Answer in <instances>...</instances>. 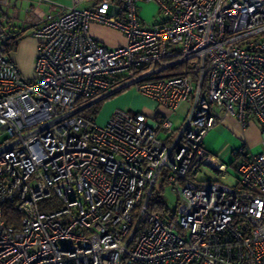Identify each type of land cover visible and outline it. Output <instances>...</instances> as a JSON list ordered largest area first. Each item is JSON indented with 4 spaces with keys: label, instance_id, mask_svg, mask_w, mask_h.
<instances>
[{
    "label": "built area",
    "instance_id": "2783aa9c",
    "mask_svg": "<svg viewBox=\"0 0 264 264\" xmlns=\"http://www.w3.org/2000/svg\"><path fill=\"white\" fill-rule=\"evenodd\" d=\"M21 1L31 79L9 51ZM142 1L159 22L141 0H0V264H264V143L233 152V186L195 179L229 176L204 146L216 126L264 131V0ZM92 24L126 44L105 47ZM125 90L165 112L97 126L90 107ZM164 184L176 209L153 213Z\"/></svg>",
    "mask_w": 264,
    "mask_h": 264
},
{
    "label": "crops",
    "instance_id": "0c3cea01",
    "mask_svg": "<svg viewBox=\"0 0 264 264\" xmlns=\"http://www.w3.org/2000/svg\"><path fill=\"white\" fill-rule=\"evenodd\" d=\"M17 8H19L20 12L18 15V20L15 22V28L19 31L22 30L23 32L22 41H24L25 39L26 40L24 42L21 41L18 44L14 53L11 54V60L15 63L18 70L20 71L21 74L25 76V78L31 79L33 77V65H34V59H35V54H36L37 41L32 35L34 28L31 26V24H28L25 27H23L22 22L24 20H28L30 22L33 16L30 13L29 14L24 13L25 4L23 1H21L18 4ZM45 11H46L45 8L38 9V12L41 13L42 15L45 14ZM154 13H155V6L152 3L144 2L141 0V2L139 3L140 17H142V19H144L145 21L146 20L151 21V22L157 21L156 20L157 17L155 16ZM102 31L108 32L107 34L111 36L104 34ZM89 33L96 41H98L99 43H101L107 48L109 47V49L122 47L126 44V40L123 34L112 28L110 29L109 27L107 28L105 26L100 27L97 24H92L90 27ZM27 35L30 37L25 38ZM112 37H116L118 41H115ZM119 97L116 98L113 102L119 100ZM146 100L149 101L148 99ZM149 102L151 103L153 107L152 112L153 111H159V112L163 111L162 109H158L153 102L151 101ZM115 106L124 107V105H121L119 103H117ZM125 108H127V104ZM127 110H130V109H127ZM226 132L231 133L237 139H239L242 143L243 148H254L255 147L259 149V147L261 146V149L259 151L262 150V143H264V131H262L261 128L257 124L252 123L248 125L247 127L242 128L235 120L227 119L222 124L212 129L206 135L204 139V146L207 149V151L211 153L212 155H215L218 159L220 156L224 155V153H226V151L230 147H232V144L228 143V141H223V143L220 146L218 144V141L222 140V137ZM233 152L234 150H232L231 153L233 154ZM206 181H218V180H206Z\"/></svg>",
    "mask_w": 264,
    "mask_h": 264
},
{
    "label": "rangeland",
    "instance_id": "374dc122",
    "mask_svg": "<svg viewBox=\"0 0 264 264\" xmlns=\"http://www.w3.org/2000/svg\"><path fill=\"white\" fill-rule=\"evenodd\" d=\"M62 1L65 2V3H68V0H62ZM152 4L155 6V13L154 14L157 17L156 20L159 22L160 14H159V11H158V7H157L156 4H154V3H152ZM141 19H142V17H141ZM142 20L145 22V24L147 26L153 25L154 23L157 22V21H152L151 22V21H147V20L145 21L144 19H142ZM98 26L104 27L102 25H98ZM102 32L104 34L108 35L107 34L108 32H105V31H102ZM28 35L25 38H29L30 36H28ZM108 36H111V35H108ZM112 38L115 41H118V39L116 37H112ZM24 41H22V42H24ZM36 48H37V44H36ZM12 53H14V52H11V54ZM118 97H119V100L113 102ZM117 103H119L121 105H124V107L123 106L116 107L115 105ZM126 104H127V108H125ZM152 108L153 107H152L151 103L149 101H147L145 98H143V97H141L139 95H135L133 92H131V90H125V91H123V92H121V93H119V94H117L115 96H112V97L106 99L105 101H103L101 106H100V110H99L98 114L96 115L95 120H96L97 126L103 127V126H105L108 123L112 113L116 109H130V110H132L134 112H143L146 115H148V114L152 113ZM183 109H184V107H182V109L180 110V112H179L180 114L183 111ZM162 112L164 113L165 111H162ZM178 116L179 115L176 114L172 118L175 119V118H178ZM179 117L182 118L181 115ZM223 141H228V143L232 144V147H230L226 151V153H224V155L220 156L219 159H218L219 161L223 162L225 165L228 166L229 176H227L226 178H221L220 176H218V174L213 172L212 169H210L209 167H202L199 170V172L197 173V175L195 176L196 180H198V181L218 180V181L222 182L223 184L229 185V186H233L235 184V182H236V171H235V167H234L235 166L234 162H237L238 159L235 158L231 152H232V150L238 151L239 149H241L242 148V143L234 135H232L231 133H228V132H226L223 135L222 140L218 141L219 146L223 143ZM260 149H261V146L259 147V149L255 148V147L254 148H245V150L250 155H255V154L259 153ZM233 163H234V165H231ZM156 192H157L158 196L160 197V199L165 204V206L168 209V211L173 213L175 211V209H176V206H177V199H176L175 193L172 191L170 186L167 185V184H164V186L162 188H160V186L157 185Z\"/></svg>",
    "mask_w": 264,
    "mask_h": 264
},
{
    "label": "trees",
    "instance_id": "16d2710c",
    "mask_svg": "<svg viewBox=\"0 0 264 264\" xmlns=\"http://www.w3.org/2000/svg\"><path fill=\"white\" fill-rule=\"evenodd\" d=\"M22 36H19L14 42H13V45L12 47L9 49L10 52H14L19 44V42L22 40ZM102 103H98L96 105H93L92 107H90V109L88 110V114L91 115L93 118H96V115L98 114L99 110H100V106H101ZM238 159V161L241 159L240 156H237L235 157ZM237 161V162H238ZM237 162H234L235 163V166L236 167V163ZM231 164V165H234ZM54 208V207H53ZM52 207L51 208H46V209H43L44 211H50L53 209ZM149 210L153 213H160V214H163L165 213L166 211H168V209L166 208L165 204L163 203V201L160 199V197L158 196L157 192H155L152 196V200H151V204H150V207H149ZM17 216H15L14 220L16 222V218Z\"/></svg>",
    "mask_w": 264,
    "mask_h": 264
}]
</instances>
